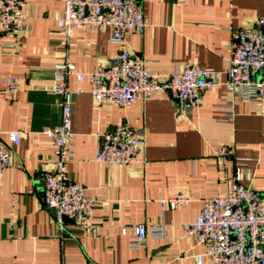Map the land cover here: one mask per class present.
<instances>
[{"label":"crops","instance_id":"1","mask_svg":"<svg viewBox=\"0 0 264 264\" xmlns=\"http://www.w3.org/2000/svg\"><path fill=\"white\" fill-rule=\"evenodd\" d=\"M26 1L30 30L16 48L1 44L11 37L0 24L1 138L10 145L8 133L21 132L19 145L11 146L10 166L0 173V264H196L205 247L185 237L184 228L197 219L203 200L227 195L238 168L242 184L264 191V112H253L242 100L232 118L221 110L229 97L232 31L256 27L264 0H139L147 28L126 36L131 55L146 60L161 78L193 63L212 70L217 85L200 108L180 113L167 93L128 107L99 105L88 79H68L72 92L82 91L72 104L70 178L96 201L102 225L92 230L66 220L64 236L43 205L39 181L41 170L53 168L56 159L45 131L62 119L55 66L67 61L87 74L111 65L120 46L111 41V28L76 30L68 41L57 21L62 2ZM9 77L19 81L15 94L6 91ZM120 124L144 132L142 166L96 161L103 136ZM220 145L233 155L217 158ZM179 193L191 198L189 206L173 210L160 203ZM141 224L163 227L165 238L149 234L133 249L134 229Z\"/></svg>","mask_w":264,"mask_h":264},{"label":"built area","instance_id":"2","mask_svg":"<svg viewBox=\"0 0 264 264\" xmlns=\"http://www.w3.org/2000/svg\"><path fill=\"white\" fill-rule=\"evenodd\" d=\"M59 1L64 9L57 21L68 41L76 30L111 28V41L120 46L119 55L111 65L97 66L87 74L78 72L67 61L55 66L54 93L61 98L62 119L59 126L45 131L53 140L56 159L53 168L41 170L39 181L43 188V205L52 213L64 236L66 220L79 228L92 230L102 225L95 217L96 201L83 185L70 178L69 166L75 160L76 142L72 104L74 95L82 91L72 92L68 79L72 76L79 82L88 79L90 93L99 105L128 107L167 93L180 113L200 108L207 92L217 83L212 70L194 63L161 78L152 73L146 60L131 55L126 36L144 34L147 28L144 7L139 0ZM27 9L26 0H0V24L3 32L11 37L10 41L1 42L3 46L16 48L21 34L30 30ZM232 34V57L225 84L229 97H225L227 104L221 110L232 118L236 101L242 100L254 107L253 112H264V17L256 27L232 31ZM5 82L8 94L20 90L17 78L9 77ZM1 135L0 131V173L10 166L11 146L19 145L21 132L8 133L10 145ZM144 147V132L120 124L103 136L96 161L109 166H142ZM215 155L217 158L232 156L233 149L220 145ZM241 181L242 173L238 168L229 193L205 198L197 219L185 226V237L205 247L204 254L197 256L196 264H264V191ZM160 203L176 210L189 206L191 198L179 193ZM123 233L126 235L127 231ZM149 234L154 239L165 238L163 227L148 228L141 224L134 229L131 247L141 248Z\"/></svg>","mask_w":264,"mask_h":264}]
</instances>
